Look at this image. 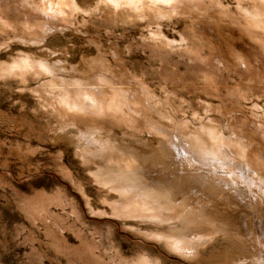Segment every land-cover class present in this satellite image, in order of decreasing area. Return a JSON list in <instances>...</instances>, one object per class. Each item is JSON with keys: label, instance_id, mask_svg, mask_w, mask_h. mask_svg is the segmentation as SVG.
Listing matches in <instances>:
<instances>
[{"label": "rangeland", "instance_id": "obj_1", "mask_svg": "<svg viewBox=\"0 0 264 264\" xmlns=\"http://www.w3.org/2000/svg\"><path fill=\"white\" fill-rule=\"evenodd\" d=\"M138 1L0 0V264H264V0Z\"/></svg>", "mask_w": 264, "mask_h": 264}, {"label": "bare ground", "instance_id": "obj_2", "mask_svg": "<svg viewBox=\"0 0 264 264\" xmlns=\"http://www.w3.org/2000/svg\"><path fill=\"white\" fill-rule=\"evenodd\" d=\"M109 2H117V1H124V2H126V4H128V5H130V6H132V5H134V4H136L137 5V7L139 6V4H140V1H138V0H108ZM137 7L135 8V7H133L132 9H137Z\"/></svg>", "mask_w": 264, "mask_h": 264}]
</instances>
